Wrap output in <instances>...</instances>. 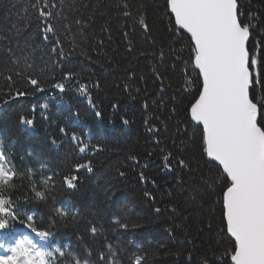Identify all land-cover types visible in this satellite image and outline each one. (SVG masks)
Instances as JSON below:
<instances>
[{"label":"trees","instance_id":"trees-1","mask_svg":"<svg viewBox=\"0 0 264 264\" xmlns=\"http://www.w3.org/2000/svg\"><path fill=\"white\" fill-rule=\"evenodd\" d=\"M34 2L0 0V35L8 36L12 46L17 43L22 45L31 36L30 43L41 45L33 58L37 70H42L51 82L61 81L68 71L74 73L75 80L63 81L66 84L63 93L53 90L0 107L4 133L16 140V149L24 158L19 164L21 167L28 168V162L32 159L48 157L53 172L63 173L68 165L90 159L93 171L89 173L82 169L79 173L81 180L73 191L60 186L58 175L53 181L56 185L54 196L48 204L26 201L28 206L48 220L54 209L58 208L57 203L70 198L76 206L67 210L69 216L66 221L57 217L58 223L53 229L56 236L66 237L67 245L75 249L78 236H83L85 240L92 239L88 231L91 225H104L111 229V234H116L117 242L123 244L114 246L117 264L120 261L129 264L127 257L131 254L145 256L146 264H202L204 259L216 264L221 249L217 242L219 206L215 203V193L219 192V188L210 183V178L214 176V172L209 170L212 166L205 162L206 158L200 157L191 143L187 158L191 160L193 171L177 170L181 177L177 179V171L168 172L162 164L164 153L161 149L174 151L172 139L179 135L178 127L183 128L181 120L188 99L181 90V61L175 55L160 60L158 55L161 43H167L170 39L164 30L167 19L160 23L164 0H53L57 5L55 10L61 13L57 19L71 27L65 41V52L71 55L59 64L54 63L57 57L50 55L51 46L44 45L40 39L39 28L42 25L32 8ZM124 2L130 5L129 10L137 20V9L143 6L148 23L153 26L152 33H145L138 23L134 24L132 19L122 15L117 5L122 6ZM240 3L243 11L258 13L259 27H264V0H240ZM90 16L93 23L86 28L88 39L84 41L77 35L80 28L74 24V20ZM64 17L67 19L64 20ZM103 26H107V32L101 31ZM16 29L22 31L17 34ZM123 32L129 33L127 39L123 37ZM150 35L155 44L148 39ZM256 35L259 36L258 31ZM99 40L104 41L103 47L93 50ZM129 42L133 47L131 53L128 51ZM185 43L186 38L179 43L173 42V47L180 49ZM8 45L9 40H0V53ZM81 53L90 55L92 60ZM183 58H187V51L183 53ZM153 68L168 77L164 81L165 91L162 94L159 91L160 83L154 81ZM97 80L101 84L99 89L91 87ZM76 81L90 85L88 95L77 90ZM4 83V78L0 77V96L8 91ZM125 84L128 85L127 90ZM91 95L96 97L95 100ZM45 96L49 98L47 103L44 102ZM174 96L175 100L172 99ZM161 100L164 102L163 108L160 106ZM77 101L84 103L85 108L80 107ZM45 104L47 108L42 107ZM93 105H101L106 110L112 108L114 124L118 127L114 134H110L112 139H108L105 133L111 126L101 121L102 116L98 118L96 112H92ZM172 107H176L177 115L168 119ZM84 112L88 114L86 127L82 125ZM21 115L33 118L34 125L41 128L43 137L31 136L30 142L24 139L27 131L17 125ZM157 116L165 124H161ZM52 119L56 121L52 122ZM123 119L129 123L125 125ZM146 120L161 129L158 134L161 140L159 146L147 131L149 125H146ZM61 127L67 129L69 136L84 127L88 133L94 134L91 145L99 146L101 150L79 153L76 150L79 146L73 145L68 136L60 132ZM188 135L191 136V133ZM78 136L86 144L92 138L91 134ZM43 138L55 140V145L60 143L59 151L51 147L48 141H42ZM130 156H136L139 164L133 163ZM30 168L38 170V165L32 163ZM120 171L125 172L124 177L119 175ZM141 171L148 177L147 182L140 181ZM42 172L46 174L48 171ZM152 180H155V185L151 183ZM145 191L151 192L155 199L146 197ZM142 212L146 213L148 219L144 217L145 214L142 216ZM210 223L212 230L208 228ZM121 224L128 227L122 228ZM149 231H155L157 235ZM104 239L105 234L95 237L97 242H104Z\"/></svg>","mask_w":264,"mask_h":264},{"label":"snow or ice","instance_id":"snow-or-ice-1","mask_svg":"<svg viewBox=\"0 0 264 264\" xmlns=\"http://www.w3.org/2000/svg\"><path fill=\"white\" fill-rule=\"evenodd\" d=\"M56 7L53 0H35L32 4L36 19L42 25L40 39L44 45L51 46L50 55L56 56L54 63L59 64L71 55L65 52L66 34L71 32V27L57 19L61 13L55 11ZM117 7L145 33L153 32L142 5L137 9L138 20L127 2ZM163 7L160 23L167 19L164 30L170 39L161 43L158 55L160 60L175 55L181 61V90L188 98L181 120L183 128L178 127L179 135L172 139L174 151L161 149L163 168L168 172L193 171L191 160L187 158L191 143L200 157L206 158L205 162L212 166L209 170L214 176L210 183L219 188L215 203L219 206L217 242L221 249L216 264H264V27H259L258 13L242 10L240 0H164ZM92 23L91 16L74 20L80 28L79 39L87 41L86 28ZM16 31L19 34L22 30ZM101 31L107 32V26ZM122 35L127 39L129 33ZM185 38L186 43L180 49L173 47V42L179 43ZM31 39V36L27 37L22 45L12 46L8 36L0 35V40H9L5 51L0 53V77L4 78V87L8 89L0 96V107L53 90L63 93L66 90L63 81L75 80L74 73L68 71L61 81L51 82L42 70H37L33 58L41 45H33L29 42ZM148 39L155 44L151 35ZM103 44L104 41L99 40L93 50L102 48ZM128 51H133L131 42ZM185 51L186 59L183 58ZM81 54L92 60L90 55ZM153 72L162 94L168 77L155 68ZM75 87L81 94H89L88 83L76 81ZM91 87L99 89L101 84L97 80ZM124 88L127 90L128 85ZM160 106L163 108V100ZM42 107L47 108V105ZM144 107L148 108L147 103ZM95 114L98 118L102 116L101 111ZM175 115L177 109L172 107L168 119ZM156 119L165 124L159 116ZM19 123L31 128L35 121L21 115ZM123 123L127 125L129 121L123 119ZM145 123L149 125L147 131L152 134L153 142L159 146L161 129L149 120ZM60 132L69 136L64 127ZM70 139L79 145L81 154L101 150L99 146L83 143L82 137L75 132L70 134ZM51 143L55 145L56 141ZM129 159L139 164L136 156ZM82 169L91 173L92 161L68 165L63 173L42 174L34 168L21 167L0 142V264H117L116 253L111 252L112 245L95 240L100 230L94 224L88 229L92 239L78 236V245L73 249L71 245L57 243L53 231L57 217L66 221L69 216L63 207L55 208L48 220L34 210L21 208V198L47 205L54 196L56 185L53 181L58 175L61 187L76 189ZM119 175L124 177L125 172L120 171ZM139 179L148 181L143 171L139 172ZM177 179H181L179 171ZM151 183L155 185L156 182L152 180ZM144 195L155 199L149 191ZM121 227L128 225L121 224ZM208 228L212 230L213 225L208 224ZM127 258L129 264H146V258L141 254H131ZM202 264L210 262L204 259Z\"/></svg>","mask_w":264,"mask_h":264},{"label":"bare ground","instance_id":"bare-ground-1","mask_svg":"<svg viewBox=\"0 0 264 264\" xmlns=\"http://www.w3.org/2000/svg\"><path fill=\"white\" fill-rule=\"evenodd\" d=\"M55 11H56V10H55ZM38 22H40V21L38 20ZM53 22L56 23V21H53ZM91 97H92V100H95V98H96L94 95H91ZM48 99H49V98H48L47 96H45V101H44V102L47 103V102H48ZM77 104H78L80 107H82L83 109L85 108L84 103L77 101ZM95 106H96V107H93V106L91 107L92 112L101 111V113H103V114H102L101 121L104 122V123H107V124H109V125L111 126V128L105 130V133L107 134L108 139H112V137H109L110 134H111V135L114 134V133L117 131V129H118V127L114 124V123H115V120H114L113 114H112L111 111H110V109H112V108L106 110V109L103 108L101 105H95ZM123 113H124V112H123ZM98 120H100V119H98ZM51 121H52V122H55L56 119H52ZM87 121H88V114H87L86 112H84V117L82 118V125H85V123H86ZM123 130L128 131V130H126V129H123ZM129 131H130V130H129Z\"/></svg>","mask_w":264,"mask_h":264},{"label":"rangeland","instance_id":"rangeland-1","mask_svg":"<svg viewBox=\"0 0 264 264\" xmlns=\"http://www.w3.org/2000/svg\"><path fill=\"white\" fill-rule=\"evenodd\" d=\"M138 209H139V206H138ZM138 213H140L139 211H138ZM143 213V212H142ZM141 214V213H140ZM144 214H145V216H144ZM142 216H144V217H146V213L144 212L143 214H142ZM147 219H148V217H146ZM139 229V228H138ZM144 229H146V231L148 230L147 228H145L144 227ZM150 232V234H152V235H157V233L155 232V231H149Z\"/></svg>","mask_w":264,"mask_h":264}]
</instances>
